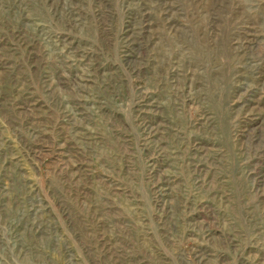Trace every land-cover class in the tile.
Listing matches in <instances>:
<instances>
[{
  "label": "rangeland",
  "instance_id": "374dc122",
  "mask_svg": "<svg viewBox=\"0 0 264 264\" xmlns=\"http://www.w3.org/2000/svg\"><path fill=\"white\" fill-rule=\"evenodd\" d=\"M0 264H264V0H0Z\"/></svg>",
  "mask_w": 264,
  "mask_h": 264
}]
</instances>
